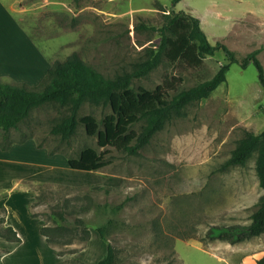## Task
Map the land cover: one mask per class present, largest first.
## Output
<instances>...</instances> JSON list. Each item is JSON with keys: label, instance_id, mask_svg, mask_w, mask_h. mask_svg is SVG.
<instances>
[{"label": "rangeland", "instance_id": "rangeland-1", "mask_svg": "<svg viewBox=\"0 0 264 264\" xmlns=\"http://www.w3.org/2000/svg\"><path fill=\"white\" fill-rule=\"evenodd\" d=\"M3 3L10 4L11 0ZM14 7L19 24L50 67L77 53L84 62L110 77L130 70L146 51L158 45L161 9H192L194 14L210 16L213 8L212 0H182L174 7L170 0H18ZM221 14L226 16L223 10ZM247 21L251 22L249 18ZM229 24V20L210 16L203 25L210 43L227 45L240 61L260 45L257 57L264 68V40L252 43L253 39L245 36L237 41L233 33L240 26L230 30ZM257 26L264 28L263 24ZM256 33L264 35V29ZM7 40L8 51H16L15 55L26 60L27 47L22 48L20 41L15 49L12 37ZM227 62L222 50L206 56L196 68L164 59L148 76L135 78L132 87L154 89L164 78L175 77L181 79L179 89L189 88L211 79ZM46 76L47 73L31 83L1 82L37 86ZM110 112L109 106L85 102L78 117L93 115L102 120ZM68 114L67 108L47 104L34 109L7 139L2 137L0 127V143H11L8 150L0 149L7 151L9 158L29 163L23 169H10L7 182V190L12 192L8 204L15 221L21 219L24 233L38 224L34 219L38 217L41 229L44 227L52 240L71 243L66 246L54 242V247L48 243L50 247L56 249V254L66 252L65 256L72 257L67 251L78 253L86 246L82 227H78L81 222L96 236L84 255L87 264H96L107 251L105 241H101L105 246L98 242L101 237L97 228L102 225H107V239L116 250L117 264H214L207 260L203 249L216 245L229 251L233 261L243 254L264 256V234L236 245L205 238L211 225L250 223L264 198L256 155L244 166L221 169L245 130H264V86L253 62L245 68L239 63L231 64L226 82L208 98L189 104L136 155L112 147L99 148L97 137L87 135L81 124L68 140L52 134L53 124ZM143 125L144 120L132 130L138 133ZM87 147L106 151L110 163L97 172L71 168L62 171L69 157L76 158ZM50 163L57 171L44 173ZM31 174L39 179L28 181L24 191L31 214L37 216L34 218L28 215L25 196L18 190L24 185L14 181ZM65 201L71 212L63 221L52 212ZM123 201L124 208L114 213L112 207ZM4 208H0V232L8 228L2 227ZM9 242L0 236V264H52L48 259L24 260L21 250L4 256L10 250ZM79 259L70 258L66 264H83Z\"/></svg>", "mask_w": 264, "mask_h": 264}, {"label": "trees", "instance_id": "trees-1", "mask_svg": "<svg viewBox=\"0 0 264 264\" xmlns=\"http://www.w3.org/2000/svg\"><path fill=\"white\" fill-rule=\"evenodd\" d=\"M170 1L174 7L181 0ZM161 10L163 11L162 25L158 29L161 39L158 45L146 51L130 70L113 77L106 76L84 62L77 53H72L64 61H55L48 69L46 78L37 86L0 81L2 137L7 139L12 129H19V124L26 120L34 109L47 104L59 105L67 108L69 114L53 124L52 134L59 136L62 140H68L77 133L78 126L81 124L87 135L97 137L99 148L112 147L129 155H136L165 128L167 123L174 117L181 116L189 104L208 98L220 84L226 82L231 64L239 63L245 68L253 62L259 73V82L264 86V68L257 57L260 49L253 50L240 61L235 51L227 45L218 42L214 46L210 43L200 25L199 18L184 11ZM218 50L224 52L228 62L222 65L209 80L189 88L179 89L180 78L166 77L154 89L141 85L137 88L132 87L135 78L148 76L164 59L171 63L182 62L191 68H196L204 63L206 56H213ZM85 102L109 106L111 112L102 120L96 119L93 115L78 117V112ZM143 120L145 125L138 133H135L132 130L133 127ZM10 147L11 143H0L2 150H8ZM254 155H256L255 166L259 185L264 190V130L260 133L245 130L221 169L234 165L244 166ZM109 163L106 151L99 152L93 147L81 150L76 158H68L71 169L83 172H97ZM68 203L65 201L62 206L54 207L52 214L65 221L67 214L71 212ZM124 206L125 201L112 207V211L119 212ZM32 216L37 217L34 214ZM78 227H82L83 241L87 243L91 238L90 229L81 222ZM106 229L107 225L97 228L100 237L107 242V251L96 264H117V253L108 242ZM41 232L52 247L54 242L66 246L71 244L52 240L44 227ZM263 234L264 198L250 223L211 225L208 227L205 238L208 241L219 240L236 245L249 242ZM0 236L8 241H20L12 227L6 228V232H0ZM57 254L63 256L66 252L57 251ZM257 264H264V256L257 260Z\"/></svg>", "mask_w": 264, "mask_h": 264}, {"label": "crops", "instance_id": "crops-1", "mask_svg": "<svg viewBox=\"0 0 264 264\" xmlns=\"http://www.w3.org/2000/svg\"><path fill=\"white\" fill-rule=\"evenodd\" d=\"M17 2L18 0H11V3L6 5L5 3H3V0H0V81L9 80L12 82H36L39 81L47 73L48 69L50 68V64L47 58L36 47L32 39L27 36L22 24H19V21L16 17V12H18V10L14 7ZM218 5L221 6L219 10L217 9ZM212 7L213 8L210 9V16H213V18L216 19L229 20L230 30H232L237 25L240 26L237 31L233 33L237 41L245 36L248 38H252V43L260 39L264 40V35H262L261 33H256V31L260 32L264 29L260 26H257L258 23L264 25V0H212ZM221 10L224 11V14L226 16L221 14ZM234 10L237 11L236 15H231ZM184 12L192 14L195 17L199 18L200 25L204 30L203 25L206 21L209 20V14H194L192 9ZM248 18L251 20V22L247 21ZM238 21H240L241 24H237L236 22ZM10 37H12L13 48L17 49L20 41L22 42V48H24V45L25 47H27L29 55H27L28 57L26 60H24L23 58L21 59L20 55H15L16 51H12V54L8 51L7 39H10ZM255 47L256 49H260L261 46L256 45ZM5 152L7 151H2L0 149V198L2 199L0 208L4 206V209L6 210V216L4 217V222H2V227H13L16 230L20 241H8V247L10 248V250H8V252L5 253L4 256L14 251L18 252L21 250L23 252L22 259L24 260H36L37 258L38 262H40L41 260L44 261V259H48V263L66 264L70 258H80L79 260H81L83 264H87L88 259H85L84 255L90 249L89 246L91 242L96 238L95 232L92 229L91 238L86 243V246L78 253L69 252V254H72L70 255L72 257H68V255H63L62 257L58 256L56 254V249L54 250L52 247H50L46 240V237L41 233L42 221L38 217H32V214L28 207V199L26 198L24 191L25 185L28 183V181L39 179L37 176L35 177V174H31V176L26 175L20 178H15L14 181H17V183L20 182L21 185H24L22 188L20 186H18L17 188L20 187L21 189L18 190L20 192H23V196H25L24 201L28 207V215L34 219H37L38 224H36L33 229L27 230V233H24V231L22 230L24 229V227H22V223L20 221L21 219L15 221V219L13 218L12 209L8 204V200L12 197V192L10 193L9 190H7V182L10 176V169H23V167L25 165H28L29 163L24 162L23 160L17 161L14 158H9L8 156H6ZM55 156L58 155L56 154L51 157L55 158ZM65 163L66 165H64ZM65 163L62 164V171L70 168V166L67 164L68 159ZM41 168L42 166L38 168V171H40ZM48 168L49 169H45L43 172L46 173L49 171H57V169L51 163L49 164ZM28 232L31 233L28 235ZM30 237L31 240H29ZM33 240L34 243L32 245ZM98 240H100L98 242H104L101 238ZM102 242L101 245L105 246ZM105 243L107 245V242ZM228 244L229 243H227V245ZM203 252L207 257V260H212L214 264H257V260L262 257L253 256L251 254H243L238 255L237 260L233 261L229 256L230 252L223 249H218L217 245L212 246L211 248L204 247Z\"/></svg>", "mask_w": 264, "mask_h": 264}]
</instances>
